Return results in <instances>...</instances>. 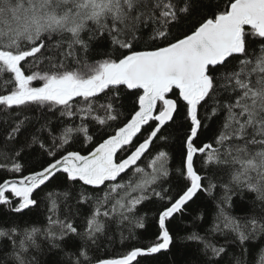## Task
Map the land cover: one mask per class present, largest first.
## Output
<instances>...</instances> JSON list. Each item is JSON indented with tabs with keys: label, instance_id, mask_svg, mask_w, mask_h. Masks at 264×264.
Listing matches in <instances>:
<instances>
[{
	"label": "snow or ice",
	"instance_id": "6c2138e0",
	"mask_svg": "<svg viewBox=\"0 0 264 264\" xmlns=\"http://www.w3.org/2000/svg\"><path fill=\"white\" fill-rule=\"evenodd\" d=\"M0 83V170L20 174L0 182V209L43 202L47 212L44 227L0 219V264H40L45 246L67 264H140L171 250L168 222L198 192L215 205L206 235L224 243L179 237L197 246L194 264H264V0H0ZM202 108L219 127L197 143ZM173 132L185 182L175 195L157 190ZM77 142L86 154L70 150ZM27 151L41 160L22 174ZM153 197L165 201L154 238L95 257L109 221L130 225L122 239L138 238V206ZM235 197L251 206L247 218L231 214Z\"/></svg>",
	"mask_w": 264,
	"mask_h": 264
},
{
	"label": "trees",
	"instance_id": "16d2710c",
	"mask_svg": "<svg viewBox=\"0 0 264 264\" xmlns=\"http://www.w3.org/2000/svg\"><path fill=\"white\" fill-rule=\"evenodd\" d=\"M223 0H213V4H221ZM100 51H103L102 49ZM44 66L33 67L31 71H41ZM27 71V70H26ZM38 84L39 82H34ZM10 87V86H9ZM3 84L0 83V94H3ZM123 100L124 109L127 111L131 108L132 97L125 95L121 98ZM204 109L200 110L201 119L206 125V127L201 129L199 140L200 141H211L214 134L218 131L219 118H214L211 121L204 119ZM51 116V114H48ZM59 114L52 117L53 126H56L59 121ZM0 123H2V117H0ZM169 132L172 131L170 127ZM147 129H145L146 135ZM167 134V132L165 133ZM143 136H141V139ZM23 140V134L20 136ZM82 139V137H81ZM98 140L99 137L96 136ZM160 143L157 142L153 146L152 152L155 153L156 149L160 147ZM70 150H79L86 154L88 148L82 147L80 142L74 143L70 146ZM163 150H166L170 154V176L167 180L161 181L157 185V190H162L163 188H169L171 192L169 194L175 195L178 190V186L185 183L181 178L176 175V167L181 161V150L182 146L177 133L173 132V139L163 145ZM41 158L33 151H27L22 153V156L18 158V162L24 165V171L22 174H28L33 168H38ZM195 167L198 172L204 174V170L201 167V158L199 155L194 158ZM7 163L3 159H0V164ZM140 166H145L146 161L138 162ZM20 174H12L3 170H0V182L4 179H15L19 178ZM57 182L54 181L53 185ZM207 183V181H205ZM53 185H49L52 187ZM62 187V186H61ZM47 191V189H44ZM10 195V194H9ZM43 195V192L37 195L39 199ZM165 201L157 200L152 198L150 200L144 201L140 206H138L136 216L142 217L145 224L144 229H134L137 235V239H122V237H128L130 225L124 223H118L116 221L108 222L107 236L101 238L100 247L95 249V257L99 258H111L119 256L120 254L126 252L130 247L135 244L138 246H143L148 240L154 238L158 231L156 220L157 213L161 209L162 204ZM85 212L88 211L87 205L81 206ZM186 210L181 214H175L174 218L170 219L168 222V227L174 237V243L171 246V250L168 253L156 254L152 257H140V264H194L195 259H199V254L196 252L197 246L195 244H190L188 242H182L179 237H182L192 231H197L200 235L206 236L208 239H212L219 244L224 243L223 236L213 237L208 233V229L212 226L213 217L215 214V205L213 201L205 195L203 192H198L197 195L190 201L186 206ZM251 210L250 205H246L239 197L234 198V206L230 209L233 216L239 219H245L249 216ZM8 216H15L19 218V223L21 226L24 225H35L37 227H44L47 223L46 216L47 212L43 202L39 204L38 207H34L30 210H25L22 214H9L0 209V219L6 218ZM77 226L83 225V217L77 218ZM110 238V239H109ZM230 247L236 248L235 245H230ZM239 251L238 248H236ZM39 255L40 264H67L66 258L62 257V254H58L55 250L49 252L45 246L44 252Z\"/></svg>",
	"mask_w": 264,
	"mask_h": 264
}]
</instances>
